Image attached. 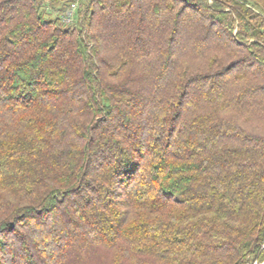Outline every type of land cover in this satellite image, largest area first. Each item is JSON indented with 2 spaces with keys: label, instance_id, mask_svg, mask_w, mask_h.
I'll use <instances>...</instances> for the list:
<instances>
[{
  "label": "trees",
  "instance_id": "obj_1",
  "mask_svg": "<svg viewBox=\"0 0 264 264\" xmlns=\"http://www.w3.org/2000/svg\"><path fill=\"white\" fill-rule=\"evenodd\" d=\"M74 3L0 0V264H264V0Z\"/></svg>",
  "mask_w": 264,
  "mask_h": 264
},
{
  "label": "rangeland",
  "instance_id": "obj_2",
  "mask_svg": "<svg viewBox=\"0 0 264 264\" xmlns=\"http://www.w3.org/2000/svg\"><path fill=\"white\" fill-rule=\"evenodd\" d=\"M83 0H75V3L72 6V15L76 14L78 8L82 4ZM72 20H74V16H72ZM67 24L68 23L66 21ZM114 252L109 251H99L97 253H93L91 257L88 259L87 263L84 264H114L113 260ZM110 257V258H109Z\"/></svg>",
  "mask_w": 264,
  "mask_h": 264
},
{
  "label": "built area",
  "instance_id": "obj_3",
  "mask_svg": "<svg viewBox=\"0 0 264 264\" xmlns=\"http://www.w3.org/2000/svg\"><path fill=\"white\" fill-rule=\"evenodd\" d=\"M66 21H67L68 23H72V22H73L72 17H71V18H68Z\"/></svg>",
  "mask_w": 264,
  "mask_h": 264
}]
</instances>
